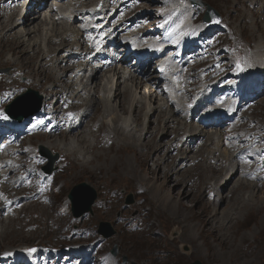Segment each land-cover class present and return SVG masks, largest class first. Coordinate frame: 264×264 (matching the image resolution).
I'll list each match as a JSON object with an SVG mask.
<instances>
[{
	"label": "bare ground",
	"instance_id": "1",
	"mask_svg": "<svg viewBox=\"0 0 264 264\" xmlns=\"http://www.w3.org/2000/svg\"><path fill=\"white\" fill-rule=\"evenodd\" d=\"M156 1L160 2L159 6L165 7L173 0ZM178 1L184 3V0ZM87 3L86 0H56L54 5H50V14L40 20L38 16L43 15L45 11L35 12L39 7L28 11L23 9L21 0H0V44L15 42L14 46L22 45V50L11 57H0V70H10L7 74L0 73V137L5 135L9 138V141H4V146L0 147V264H77L76 261H79L78 264H120L118 257L111 258L103 249L105 243L112 242V238L106 241L94 239V226L100 219H109L111 223L120 224V232L143 233L147 227V236L152 237L151 239L158 238L153 221L159 220L162 215L155 206L151 207L149 202L145 203L148 201L145 197L148 194L147 185L142 181L132 180L128 174L133 173L115 174L109 182H96L93 187L95 191H101L98 205L104 206L105 202L118 206L122 198L117 194L119 190L131 193L135 203L146 214V225L126 221L120 215L122 209H125L122 206L113 209V212L119 213L117 217L100 210L99 206L88 216L74 219L70 215L71 204L69 210V200L66 198L71 185L70 174L82 168L100 173L97 165L103 161L106 154L116 155L127 147L133 148L138 157L148 159L146 164L151 172L165 176L164 180L169 177L172 183L180 185L178 186L181 190L184 188L183 198L194 196L203 199L202 210L211 211L206 226L215 231L220 242H227L232 234L227 238L222 230H234L254 206L261 204L252 192L264 194V97L257 105H250L247 114H243L239 103L215 101L211 98V102L207 104H212L213 107L207 105L210 108L206 111L207 118L194 122L188 120L185 115L186 111H189L188 107L181 106L167 111L159 106L163 117L158 113L156 119L159 121L151 122L148 118L151 112L149 107H137L136 104H140L137 96L133 100L130 99L132 91L128 82L134 84L135 91L143 88V85L135 84L138 78L128 69L130 53L120 62L117 54L121 50L105 51L107 59L101 60L99 69L93 68L96 56L88 59L82 70L73 66V63L85 59L87 54L88 48L83 33L90 31V24L94 22L92 11L89 12L86 8ZM153 3L150 1V5ZM243 3L247 15L241 18L242 29L233 28V32L238 31V37L230 33L235 65L231 64L228 56V70L223 72L216 82H206L199 92L196 91L194 82L197 73L193 70L186 72V86L173 90L174 96L182 103L189 95L188 91L191 93L192 113L200 106V101L204 100L207 93L210 92L214 96L230 90L229 84L223 88H219L218 84L230 76L240 77V63L249 68V83L264 81V78L261 79L256 74L258 68L264 66V0H243ZM149 8L150 6L146 5L142 10L139 9V17L148 10L154 12L155 6ZM57 9L68 11L69 15L83 16L88 13V24L81 27L80 31L74 30V25L69 22L72 20L71 16L59 15L55 18ZM189 11L188 6L177 10L163 8L159 16L154 15L150 22H143L141 25L135 24H138V21L134 17L128 19L123 16L119 20L124 31L131 34L134 44L152 43L143 51L150 50L152 52L149 51V55L160 56L163 51L155 49V38L160 34V29L172 28L171 36L176 33L194 37L199 35L200 27L196 25L195 17H190V23L187 22ZM114 17L111 16L106 25ZM50 25L51 30L43 34L45 28ZM109 36L110 34L107 35ZM198 39H201L200 35ZM18 40L22 42L17 43ZM149 52L139 53L137 65L145 64L144 59ZM13 56L19 64L15 59L13 61ZM25 61H28V64H25ZM88 66L91 67L89 76H93L91 80H88L89 77L85 74ZM100 73L117 76V81L109 84L110 89L101 85ZM119 78L121 81H118ZM26 88L41 94L40 114L33 118L30 125H13L11 129L1 109L15 94ZM193 98H197L195 103ZM158 100L162 101L161 98ZM111 108L113 116L110 114ZM14 109L17 111L18 108ZM134 112H137L138 116L132 117ZM102 114L110 115L111 122L120 117L115 124L108 126L103 121ZM126 114L133 122L124 125L121 119ZM175 114L177 117H173ZM171 118L172 124L167 120ZM9 120L13 121L10 118ZM152 123L154 125L151 128ZM207 127L220 130V141L211 140L215 134L205 132ZM241 129H245L244 133H240ZM208 133L209 137L206 136ZM166 135H169L170 139L169 143L164 145L161 139ZM70 136L74 138L68 139ZM153 136L148 146L140 145ZM224 140L227 150L220 153V158L215 156V153L219 151V146ZM37 144L50 148L58 155V166L51 174L38 170V162L31 151ZM164 199L174 208L183 207L180 201H176L169 194L165 195ZM261 205L264 206V203ZM152 209L155 211L152 212ZM64 214L68 215V219L63 223ZM76 223L80 229L77 235ZM184 229H181L182 236ZM12 231L13 238H9L7 233ZM190 236L194 237L192 233ZM1 238L7 240L4 245L6 249L2 248ZM259 240L250 239L248 242L237 244L240 260L255 254L262 244ZM15 242L21 245L10 246ZM150 243L151 241L147 245L151 246ZM139 244L141 246L144 242L139 241ZM192 246L191 256H194ZM30 249L35 251L30 253ZM128 249H131L132 253ZM140 250L123 243L120 254L128 255V259L137 261L148 260L147 255L158 252L170 255V252L163 249L152 251L153 247L142 249V255ZM198 252L200 255L199 249ZM184 254L189 255L190 248L188 253ZM62 255H66L67 259L62 261ZM220 257L225 260L226 255L222 254ZM263 257L264 255L253 259L252 264H257ZM181 260V257L169 259L175 263ZM129 262L127 261V264Z\"/></svg>",
	"mask_w": 264,
	"mask_h": 264
},
{
	"label": "rangeland",
	"instance_id": "2",
	"mask_svg": "<svg viewBox=\"0 0 264 264\" xmlns=\"http://www.w3.org/2000/svg\"><path fill=\"white\" fill-rule=\"evenodd\" d=\"M86 1H88L86 8L88 9L89 12L92 11V17L94 19V22L93 24H90L91 27L90 31L83 33L84 34L83 38L85 39V44L87 45L88 48L87 54L85 55V59L73 63V66L76 67V69L82 70L85 67L86 61L96 56V60L93 68L99 69L101 66V60L105 61L107 59V56L105 55V51L108 50L110 52L111 49L121 50L117 54L118 60L120 62L124 61L125 55L130 53L131 57L128 59V64H127L128 69L132 70V72L138 78L135 84L143 85V88L137 89V91H135L134 84H131L130 82L127 83L129 88H131L130 91H132L130 99L133 100V98L137 96V98L139 99L138 101L140 102V104H136L137 107H140L141 105H142V109H144L146 106L149 107V112L150 111L151 112L148 118L150 119L151 122L153 121L157 123L159 121L156 119V115L158 113L162 114L161 116L163 117V112L162 110L159 111V106H161V108H164L165 110L167 109L175 110L177 108H180L181 106L188 107L187 109H189V111H186L185 115L188 120L194 122L198 119L207 118L206 115L208 110L210 109L209 107H213L212 104H207L211 102L210 100L211 98H213V100L215 101L219 100L229 103L230 102L239 103L241 105V110L243 114H247L249 110V106L257 105L258 102H260V100H262V98L264 97V81L263 83H259V81L255 83H249L248 81L249 68L248 66L241 63H240V73H241L240 77L230 76L225 78L222 82L218 84L219 88H223L225 85L229 84L230 90L226 93L215 94L214 96H212L210 92L207 93V95L204 98L205 101L204 100L200 101V106L197 107L193 113L191 107L193 103H191V93L189 91H188L189 95L186 98H184L183 103L173 94L174 89H180L181 87L186 86V82H187V78L185 76L186 72L193 70L197 73L194 82L196 85V91L199 92L203 89V86L205 85L206 82L208 81L216 82L221 77L222 73L228 70V68L226 67L228 56H230L231 64L235 65L234 62L235 57L232 50L230 33L232 32L235 37H238V31L236 30L235 32H233V28L236 27L237 29H242L241 18L247 15V9L244 7L243 0H234V1L199 0L209 5L214 11H216L219 14L221 21L217 27V30H211L206 28L205 24L201 22L204 9L192 8L188 0H184V3L178 0H173L170 3H168V5L165 7L159 6L160 2L156 0H114V2L113 0H86ZM150 1L154 3L150 5ZM55 3L56 0H21L23 9L26 8V10L29 11L32 10L33 8L39 7L35 12L41 13V11L43 10L45 11L43 15L38 16L40 20H43L45 15L48 16L50 14L49 13L51 9L50 7ZM146 5L150 6L149 9H151V6H155L154 12L152 10L150 11L148 10L139 17L140 15L139 9L143 8V6ZM183 6H188L190 9L187 17V22L190 23V17L192 16L195 17V19L197 20L196 25L200 27L199 35L201 36V39H198L199 35L196 37L189 35L184 36V33H176L171 36V33L173 32L172 28H164L163 30L160 29L158 31L160 34L155 38L156 39L155 49L159 52L163 51V54L160 56L149 55L150 52H152L150 50H149L150 52L143 51L152 43L145 45L134 44L133 39H131L132 38L131 34H128L126 31H124L125 29L121 25V20H119V18L123 16L128 19L134 17L136 18V21H138V24L137 23L135 24L141 25L143 24V22H150L151 17H153L154 15L159 16L158 14L162 12L163 8L170 7L173 10H177ZM56 13L57 15L55 16V18H57V16L59 15L71 16L70 18H72V20L69 22H72V24L74 25L73 29L74 30L79 29L78 31H80L81 27H83L85 24H88L87 23L89 21L88 18L90 17L88 13L84 14L83 16L75 15V14L69 15L68 11L64 12V9L63 10L57 9ZM51 14H53V12H51ZM113 15L115 17L112 19V21L108 23V25H106L107 20ZM75 18L77 19L75 20ZM244 28L246 29L245 26ZM50 30H51V25L45 28L43 34L46 31H50ZM108 34H110L109 37H107ZM180 38L182 39L179 40ZM109 41H111V43H109ZM16 42L18 43L22 41L18 40ZM6 43L7 42L0 44V53L5 55L3 56L2 54H0V57L9 58L11 57V55H14V53L22 50V45L14 46L13 43L15 42H10L12 44H7V45ZM65 48L68 49V47ZM75 52H77V50ZM140 52L141 53L149 52L147 53V56L144 59L145 64L143 66L137 65L139 59L138 55ZM262 58L264 59V53H262ZM12 59L13 61L15 59V61L19 64V61L16 58H14V56L12 57ZM25 64H28V61L27 63L25 61ZM90 69L91 67L88 66L87 71L85 72L87 77H89L88 80H91V78L93 77V76L92 77L89 76ZM9 72H10L9 68L0 70V73L7 74ZM21 74H23V72H21ZM100 74H101L100 77L101 85L102 86L105 85L107 89H110L108 86L109 84L112 83V81H114V83L117 81V76H113V74H104V73H100ZM256 74H258V76L261 79L264 78V66L258 68V72H256ZM119 80L121 81V78H119L118 81ZM26 90L27 88L15 94L13 98L9 100L1 109V112L6 117L7 124L11 129L13 125L14 126L19 124H24L26 126L30 125L32 123L33 118H35L37 115L40 114L42 96L41 94H39V92L36 91L38 95L41 97V102H40V110L35 116L31 118H25L21 122H17L14 120L10 121L9 118L5 115L4 113L5 106L9 105L15 97L25 93ZM33 91L35 90L33 89ZM158 92H162V93H158ZM101 95L102 94H99V96ZM95 96L97 97L98 95L96 94ZM159 98H161L162 101H159L158 100ZM196 101L197 98H193V102L195 103ZM126 103L128 104L129 101H127ZM263 104H264V99H263ZM207 105H209V107H207ZM127 109L129 110L128 106ZM26 110H28V108L24 107L21 108L20 112H25ZM110 114L111 116H113V110ZM136 116H138L137 112L132 113V117H136ZM101 117L108 126H111L118 121L120 116H118L115 120H112L113 122H111L110 115L104 116L102 114ZM173 117H177V114L173 115ZM130 119L131 117L128 114H126L125 116L122 117L121 123L124 125H127L128 123L130 124L131 122H133V119L131 121ZM167 120L169 121L170 124H172V118ZM153 125L154 124L152 123L151 128L153 127ZM215 129H213V127L212 128L207 127V130L205 131L215 134V136H212L213 139L211 137V140L213 142L220 141L218 139V135H220L219 132L220 130L217 128ZM244 130L245 129H241L240 133H244ZM209 133L206 134V136H208ZM73 138L74 136H70L68 139H73ZM153 138L154 136L144 141L140 145L148 146L150 142L153 140ZM169 139H170L169 135H166L165 137L163 136L161 139L162 144L163 142L164 145L166 143H169ZM4 141L8 142L9 138L5 135L4 136L2 135V137H0V147L4 146L5 144ZM47 142L48 141H46V144ZM222 142H221L222 146L221 145L219 146L218 149L219 151L215 153L216 154L215 156H218L220 158H221V156H219L220 153L227 150L225 146L226 141L224 140ZM195 144L197 145L198 143ZM31 151L35 155V158L38 162L37 167L40 172L47 174L42 170L43 168L46 167L47 160L45 158L40 157L39 153L41 151L49 153L52 157H56V160L52 166V172L56 170L58 166V155L56 152H54L50 148H46L42 146L41 144H37L36 146L31 148ZM147 161L148 159H145L144 157L141 156L138 157L135 151H133V148L127 147L116 155L106 154L103 161L97 165L100 173L99 172L94 173L92 169L82 168L70 174L72 179H71V185L66 193V198L67 195L70 194L72 188L83 183L86 184L92 191H94L95 201L91 206V211L89 213L83 214L85 216L91 215L93 209L99 206L100 210L110 212L112 217H117L119 213L116 214L115 212H113V209L122 206L123 208L125 207V209H122L120 215L123 216V218L126 221H129L132 224L134 223V224L146 225V220H147L146 214L140 210L139 205L135 203V198L131 193H125V191L119 190L117 194L122 196V198L118 206L110 202H105L104 203L105 206L98 205V203L100 202L99 197L102 195H101V191L97 192L94 190L95 188L93 186L96 184V182L98 183L103 181L109 182L110 179L113 178V175L125 173V172L134 174V175L128 174V176L132 178V180L136 179L138 180V182L142 181L147 185L148 194L145 197H147L148 201H146L145 203L149 202V205L151 207L155 206L157 210L160 211V215H162L159 220L153 221L154 231L158 233V238L156 239H151L152 237L150 238L147 236L149 232V230H147V227H146V231L143 233L141 231L120 232L119 231V229L121 228L120 224L111 223L109 219L106 220L100 219L94 226V233H93L94 239L95 240L102 239L103 241L104 240L106 241V239L112 238L111 243H105V246H103V249H105V251L111 258L118 257L120 264H127V261H130L129 264H190L194 261H198L200 264H241V263L252 264L253 259L257 257L259 258L264 255V241H263L264 240V206L261 205L262 203H264V194H257L256 192H252V195L255 198H257L261 204L254 206V208L248 214V216H245V219L241 223H239L234 228V230L229 232H225V230H222L223 234L226 235L227 238L229 234L232 235L227 242L224 241L220 242V240L217 238L215 234V231H213V229H209L206 226L208 220L210 219L211 211L202 210L201 204L203 202V199L199 197L194 198V196L193 197L186 196L185 198H183L182 192L184 191V188L183 190H181L179 188L180 185L178 184L179 185L178 186L175 183H172L173 181L171 182V179L169 177L167 180H164L165 176L159 173L151 172L147 168V164H146ZM52 172H50V174ZM82 193L83 195H86L88 194V190L87 189L83 190ZM102 194L103 196H105L104 192H102ZM168 194L174 197L176 201H180L183 207L178 208L177 206H175L174 208L173 206L168 204V202L165 201L164 199V196ZM69 202H68L69 204L68 207L70 210ZM80 205L81 208L85 206V201H83V199L80 201ZM153 211H155V209H152V212ZM64 215L66 217L62 216L63 223L68 219L67 217L68 215L67 214ZM70 215L74 219L78 218L73 216V212L71 210H70ZM105 224H108V228L103 227V232L112 231L113 233V235H111L108 238H104L98 234L99 225H105ZM62 225L63 224H61V229H63ZM76 226H77V230L75 232V235H77V233L80 230L77 223ZM182 228H185L183 230V236L181 232ZM177 232L179 234L178 237H177ZM10 233H7L9 234L8 237L13 238V231ZM191 233L194 235L193 237L194 239L191 238L190 236ZM62 235H64V232L62 233ZM171 235L175 237L172 240L169 239ZM250 239H260L259 241L262 244L257 249L255 254L252 255V257H249L242 261L240 260L241 256L238 253L237 244L245 241L248 242ZM139 241H143L144 244L140 246ZM150 241H151L150 243L151 246H148L147 244ZM6 243L7 240L1 238V244L3 249H6V247L4 246L6 245ZM123 243H128L129 245H132L136 250H140V249L142 250L145 249V247H148L149 249L153 247L154 250L152 251L163 249L168 253L170 252V255L163 253L159 254L158 252L147 255L148 260L146 259V260L137 261L133 258L128 259L127 258L128 255L120 254V250L123 247ZM20 245L21 244L18 242L10 244V246H20ZM191 245H193L192 247H193L194 256H191L192 255ZM142 246H144V248ZM179 246H181L182 249H187V250H189L190 248V254L186 255L182 253L180 251ZM114 249H116L115 255L111 253V251H113ZM198 249L200 250V255ZM128 250L130 251V253H132L131 249ZM141 250H140V254L142 255ZM183 251L185 253L187 252L185 250ZM222 254L226 255L225 260L224 259L222 260L220 257V255ZM172 257H178V258L181 257V259L184 262H182V260L176 263L169 261V259ZM61 259L62 261L67 259L66 255H62ZM166 261L169 262L165 263ZM76 263L78 264L79 261H76ZM257 264H264V257Z\"/></svg>",
	"mask_w": 264,
	"mask_h": 264
},
{
	"label": "water",
	"instance_id": "3",
	"mask_svg": "<svg viewBox=\"0 0 264 264\" xmlns=\"http://www.w3.org/2000/svg\"><path fill=\"white\" fill-rule=\"evenodd\" d=\"M192 7H199V8H205V12L202 16V23L206 24V27L208 29H215L217 25L220 23V16L216 11H214L209 5L196 0H190ZM216 21H219V23H216ZM40 102L41 97L38 95L36 91H33L31 89H27L25 93L15 97L13 101L5 106L4 113L10 118L17 122H21L25 118H31L35 116L39 110H40ZM28 108L25 112H20L21 108ZM14 108H18L17 111H15ZM42 150V149H41ZM40 157L45 158L47 160V165L42 170L49 174L52 172V166L56 160V157H52L49 153L46 152H40ZM88 190V194L83 195V190ZM68 200L71 204V211L73 212L74 217H80L81 215L85 213H89L91 211V206L95 201V194L94 192L86 185V184H80L74 188L71 189L70 194L67 195ZM83 199L85 201V206L81 208L80 201ZM130 203V202H129ZM103 227L108 228V224L105 225H99L98 234L101 235L104 238H108L111 235H113L112 231L109 232H103ZM179 236L177 232V237ZM172 235L169 237L170 240H172ZM184 247V246H183ZM180 251L182 253H185L183 250L187 251V249H182L181 246H179ZM113 255L116 254V249L111 251ZM190 264H200L198 261H194Z\"/></svg>",
	"mask_w": 264,
	"mask_h": 264
},
{
	"label": "snow or ice",
	"instance_id": "4",
	"mask_svg": "<svg viewBox=\"0 0 264 264\" xmlns=\"http://www.w3.org/2000/svg\"><path fill=\"white\" fill-rule=\"evenodd\" d=\"M216 23H219V21H216ZM237 67H239V64L237 65ZM6 119V117H4ZM35 250L34 249H30L29 252H34Z\"/></svg>",
	"mask_w": 264,
	"mask_h": 264
}]
</instances>
